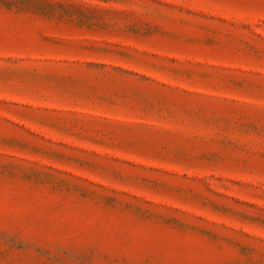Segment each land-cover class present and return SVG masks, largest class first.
Returning a JSON list of instances; mask_svg holds the SVG:
<instances>
[{
  "label": "rangeland",
  "instance_id": "374dc122",
  "mask_svg": "<svg viewBox=\"0 0 264 264\" xmlns=\"http://www.w3.org/2000/svg\"><path fill=\"white\" fill-rule=\"evenodd\" d=\"M0 264H264V0H0Z\"/></svg>",
  "mask_w": 264,
  "mask_h": 264
}]
</instances>
